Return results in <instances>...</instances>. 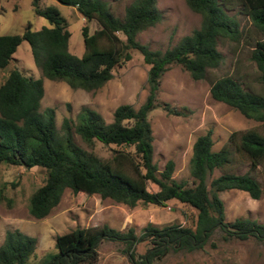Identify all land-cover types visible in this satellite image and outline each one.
<instances>
[{
    "label": "trees",
    "instance_id": "1",
    "mask_svg": "<svg viewBox=\"0 0 264 264\" xmlns=\"http://www.w3.org/2000/svg\"><path fill=\"white\" fill-rule=\"evenodd\" d=\"M57 1L76 7L86 21L98 24L92 32L86 24L81 27L84 50L80 56L69 51L71 32L66 18L53 4L41 7L40 0H30V4L47 25L34 30L28 23L20 33L0 34V71L25 40L41 72L34 77L11 68L0 81V163L38 166L46 171L44 182L29 197L30 215L36 219L48 215L67 188L75 195L98 194L129 207L138 203L164 206L176 200L192 211L187 213L188 225L158 228L148 224L138 236L132 228L77 227L55 237L56 252L42 264H93L98 258L97 244L104 239L123 242L131 264H153L170 249L201 248L215 229L222 231L224 239H264V223L248 217L225 220L220 192L238 189L258 199L264 188L249 171L212 176L230 163L232 156L228 144L213 148L211 130L193 142L188 179L172 177V159L162 169L153 160L149 112L162 106L168 113H181L158 100L165 71L179 65L193 79H203L223 60L218 43L242 40L243 30L227 12V1L185 0L192 11L201 14L200 26L164 50L150 49L138 40L140 32L161 19L157 0H136L125 7L122 17L115 15L104 0ZM238 1L251 20V31L256 33L249 57L256 66L259 88L245 87L237 77L226 74L210 82L209 93L214 100L262 124L263 132L248 129L231 132L228 137L236 151L249 160L250 169H255L264 161V0ZM132 51L140 53L148 65L147 94L137 108L119 104L112 120L106 122L99 112L83 106L75 124L64 119L62 132L56 127L53 108L40 111L43 77L65 81L73 89L95 90L112 78L116 67L131 59ZM72 128L91 149L74 140ZM96 141L110 147L109 157L93 151ZM149 184L157 189L149 190ZM143 239L150 246L136 253L134 245ZM35 248V237L9 229L0 245V264H29Z\"/></svg>",
    "mask_w": 264,
    "mask_h": 264
},
{
    "label": "rangeland",
    "instance_id": "2",
    "mask_svg": "<svg viewBox=\"0 0 264 264\" xmlns=\"http://www.w3.org/2000/svg\"><path fill=\"white\" fill-rule=\"evenodd\" d=\"M113 13L124 15L127 5L136 0H104ZM227 12L239 22L243 30L239 43L227 40L218 43L223 60L211 69L203 79L195 80L179 65L171 66L161 78L158 100L178 109L180 114H171L162 106H157L148 114L153 135V160L162 169L167 160L174 161L172 177L189 178L192 145L197 136L211 130L213 148L219 149L228 144L232 161L216 169L212 176L229 171L243 173L249 171L264 188V161L255 169H250L249 160L240 155L234 145L229 143L231 132L256 129L263 132L259 121L247 118L227 104L214 100L209 93L210 82L222 75L237 77L245 87L258 89L257 70L251 61L250 49L256 38L251 31V20L241 10L238 0H226ZM53 4L68 22L71 32L69 51L80 56L84 50L81 27L86 24L92 32L98 27L96 21H86L76 7L61 4L57 0H40L41 7ZM161 19L138 34V40L150 49L164 50L175 45L183 36L190 34L200 26V13L192 11L185 0H157ZM30 24L36 30L47 25V20L33 12L30 0H0V34L20 33L25 25ZM11 68L34 77L41 76L35 66L29 44L21 41L12 55L10 63L0 71V81ZM148 65L142 55L132 51V57L122 66L113 70V76L101 87L87 91L73 89L65 81L51 80L43 77L44 95L40 111L54 109L55 123L62 132L64 119L71 125L78 121L83 106L99 112L106 122L112 120V113L119 104H130L137 108L147 94ZM74 140L86 149H91L81 137L74 132ZM98 155L109 157L110 147L95 142L93 147ZM46 178L44 168L0 163V245L5 232L18 229L36 238L35 253L29 264H42L43 260L56 252L55 237L77 227L99 228L107 225L120 231L132 228L140 235L145 226L151 224L163 228L172 224L188 225L187 213L190 207L170 200L164 206L138 203L133 207L101 198L98 194L75 195L65 189L58 204L43 218L32 217L28 210L29 197ZM149 190H156L154 184ZM224 204L226 221L239 217H248L264 223V193L253 199L245 191L230 189L220 192ZM150 246L148 240H141L134 245L136 253H142ZM125 244L109 239L97 244L98 258L93 264H131ZM153 264H264V239L253 236L245 240L224 239L222 231L215 229L201 248L191 251L170 249L156 259Z\"/></svg>",
    "mask_w": 264,
    "mask_h": 264
}]
</instances>
